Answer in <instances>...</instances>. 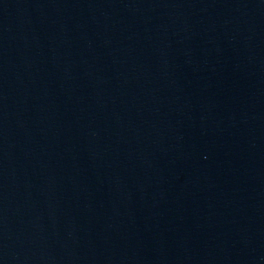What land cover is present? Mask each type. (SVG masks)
I'll list each match as a JSON object with an SVG mask.
<instances>
[{"label":"water","instance_id":"1","mask_svg":"<svg viewBox=\"0 0 264 264\" xmlns=\"http://www.w3.org/2000/svg\"><path fill=\"white\" fill-rule=\"evenodd\" d=\"M140 0H0V239L95 97Z\"/></svg>","mask_w":264,"mask_h":264}]
</instances>
